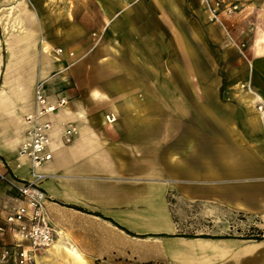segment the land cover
<instances>
[{
	"label": "crops",
	"instance_id": "0c3cea01",
	"mask_svg": "<svg viewBox=\"0 0 264 264\" xmlns=\"http://www.w3.org/2000/svg\"><path fill=\"white\" fill-rule=\"evenodd\" d=\"M73 2L0 0V172L38 184L54 246L81 264H264L263 55L217 80L201 0ZM38 85L69 102L35 166L19 146ZM17 196L0 184V224Z\"/></svg>",
	"mask_w": 264,
	"mask_h": 264
},
{
	"label": "built area",
	"instance_id": "2783aa9c",
	"mask_svg": "<svg viewBox=\"0 0 264 264\" xmlns=\"http://www.w3.org/2000/svg\"><path fill=\"white\" fill-rule=\"evenodd\" d=\"M201 4L208 19L219 24L231 42L242 51L245 44H239L233 39L226 22V19L233 16L240 8L238 0L233 2L230 0H201ZM94 35L97 36L95 33ZM100 38L101 36H98L97 41ZM57 51L62 53L63 49L58 48ZM73 54L70 52L71 56ZM68 102L66 97L51 99L43 92L41 85L37 86L36 110L25 118L28 129L19 146L21 158L28 159L35 166L52 159L51 145L54 125L47 118L51 113L66 106ZM259 109H263V104L259 106ZM105 119L112 123L117 117L114 114H108ZM77 133L76 126L72 124L67 126L61 135L62 142L71 143ZM2 182H8L11 188L16 190L18 200L9 205L8 214L0 224V244L8 231L15 234L13 244L3 246L0 260L2 263L11 261L15 264H37L38 252L50 247L55 237V230L45 214L46 196L35 181L14 184L0 172V184Z\"/></svg>",
	"mask_w": 264,
	"mask_h": 264
},
{
	"label": "rangeland",
	"instance_id": "374dc122",
	"mask_svg": "<svg viewBox=\"0 0 264 264\" xmlns=\"http://www.w3.org/2000/svg\"><path fill=\"white\" fill-rule=\"evenodd\" d=\"M230 1L233 2L234 0ZM54 3L60 4L62 7L68 10L75 7L73 0H70V2L66 4L63 0H54ZM238 3L240 4V8L233 16L226 19V22L233 39L239 44H245V47H243L242 51H240L231 42L227 33L219 24L211 22L206 16H204L205 18L202 20L204 21L205 28H207L209 31L210 37L209 51L206 53V58L209 59L211 64L210 74L217 80H225L224 77L226 75H238L239 78L242 77L241 79H244L248 76L249 71L246 67L240 64H249L248 58L255 59L261 57L262 55L264 57V42H262L260 46L257 44V40L260 37L264 38V0H247L245 5L247 12H249L250 15H248L246 18H241L240 16L236 17V14L239 13L240 9H242V3L240 1H238ZM82 10L84 13H89L90 5L83 3ZM255 11L256 13H254ZM237 25H241V28L245 30L244 34L237 31ZM256 68L258 76L264 75V60L263 62H260ZM223 83H225V81ZM214 85L215 83L211 85V91H214ZM231 85L235 86L234 83ZM238 85L239 87L244 86L245 89H249L248 84L240 83ZM222 89L224 90V87ZM238 89L240 88H237V90ZM12 244L13 240L9 237L6 238V240H3V242L0 244V256L3 246H10ZM54 245L55 244L38 252V256L36 258L37 264H81L79 263L80 261L77 262V260L71 257H66L67 253L60 252L57 247H54V249L51 250ZM0 264L15 263L11 261L8 263H2L0 260Z\"/></svg>",
	"mask_w": 264,
	"mask_h": 264
},
{
	"label": "bare ground",
	"instance_id": "6f19581e",
	"mask_svg": "<svg viewBox=\"0 0 264 264\" xmlns=\"http://www.w3.org/2000/svg\"><path fill=\"white\" fill-rule=\"evenodd\" d=\"M54 247H55V246H53V247L51 248V250H53V249H54Z\"/></svg>",
	"mask_w": 264,
	"mask_h": 264
}]
</instances>
